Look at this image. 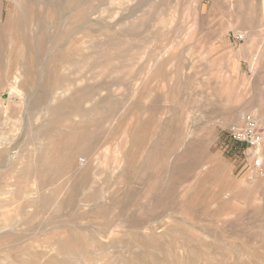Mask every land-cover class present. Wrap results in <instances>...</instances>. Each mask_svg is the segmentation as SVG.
I'll list each match as a JSON object with an SVG mask.
<instances>
[{
    "label": "rangeland",
    "instance_id": "rangeland-1",
    "mask_svg": "<svg viewBox=\"0 0 264 264\" xmlns=\"http://www.w3.org/2000/svg\"><path fill=\"white\" fill-rule=\"evenodd\" d=\"M66 7L0 0V264L74 237L75 264H264V175L229 137L245 114L264 128V0ZM52 140L64 174H27ZM258 154L264 170V138Z\"/></svg>",
    "mask_w": 264,
    "mask_h": 264
},
{
    "label": "bare ground",
    "instance_id": "bare-ground-1",
    "mask_svg": "<svg viewBox=\"0 0 264 264\" xmlns=\"http://www.w3.org/2000/svg\"><path fill=\"white\" fill-rule=\"evenodd\" d=\"M28 3H31L32 0H26ZM43 3H45L48 7H51V6H59V3H60V6L61 8L64 7V5H68L70 8L66 11H69V13L78 18L79 19V0H66V2H59L58 4H56V2H54V0H43ZM59 8V7H58ZM60 8V9H61ZM92 14V13H91ZM87 20H90V14L87 16L86 18ZM43 43V42H41ZM20 81V74L19 73H15L11 76L10 78V89H12L13 91H16L17 89V86L16 84ZM17 92V91H16ZM55 92V91H54ZM21 94H23V92H21ZM55 94V93H54ZM64 106V105H63ZM62 103H58V104H55V105H52V104H48L47 107H46V113H49V115L54 119L57 117L58 114H60V112L62 111ZM45 115V114H44ZM44 122V121H43ZM51 122V121H50ZM40 125V124H39ZM41 127L45 128L46 125L44 126L43 124L41 125ZM38 128V127H37ZM48 129V128H47ZM46 129V131H48ZM52 129V128H51ZM50 129V130H51ZM68 137H73L76 141L77 139V136L75 135V133H69V135L67 136ZM42 138V137H41ZM57 140V139H56ZM47 141V140H46ZM46 143V142H45ZM39 145V144H38ZM58 142L52 140L50 141V144H49V151L47 153H43L41 156L38 155V156H30L28 158V162L27 164H25L26 166L24 167L25 171L27 174H29L30 172L38 175V176H42V178L48 180L49 182H52V179L56 178V177H59L60 174H62L63 170L65 171V169L62 167V165H59L57 166V161H58V157L56 156V152H57V147H58ZM89 145V144H88ZM91 145V143H90ZM94 145V143H93ZM92 146V145H91ZM36 150V149H35ZM36 152V151H34ZM44 152V151H43ZM75 155V154H74ZM74 155H73V158H74ZM1 156V155H0ZM59 156V155H58ZM68 157V156H67ZM72 161V160H71ZM118 161H120L118 159ZM117 162V161H115ZM88 163H89V160H88ZM87 163V164H88ZM121 163V162H119ZM117 164V163H116ZM118 165V164H117ZM12 166V165H11ZM118 167V166H117ZM13 168V167H12ZM68 168V167H67ZM83 171V170H82ZM90 172H92L90 170ZM74 173V172H73ZM79 173V172H78ZM81 173V171H80ZM64 174V172H63ZM82 174V173H81ZM91 174V173H90ZM80 175V174H79ZM83 176L81 177L82 178V184H85L88 180V174L85 173V174H82ZM93 175V173H92ZM37 176V177H38ZM78 176V175H77ZM97 176V175H96ZM92 177V176H91ZM95 177V176H93ZM98 177V176H97ZM97 180V178H95ZM36 182V181H35ZM34 182V183H35ZM42 182V181H41ZM76 182V181H75ZM33 183V182H32ZM36 185V184H35ZM41 186V185H40ZM47 188V187H46ZM45 189V188H44ZM47 190V189H46ZM76 190L75 187H73V189H69V191L67 192V196H66V200L63 201V205H65L66 207H69V208H74L76 206V202H75V193H76ZM44 192H46L44 190ZM28 194L29 197H25L24 200L25 202H29L30 199H37L39 198V194H40V189H38L37 187L35 188H30V189H27L25 190V194ZM47 193V192H46ZM101 193V191H100ZM99 193V194H100ZM48 194V193H47ZM44 195L43 198L40 200V207H47V206H52L53 207V204H55L54 202L56 201L55 199L52 200V196L55 195V192L54 191H51V193L49 195ZM97 195V193H95L94 191L91 192V194H89V197H92L94 198L95 196ZM57 196V195H55ZM102 196V195H101ZM52 197V198H51ZM100 197V196H99ZM101 198V197H100ZM98 199V198H97ZM96 199V201H97ZM77 200V199H76ZM35 201V200H34ZM60 202V201H59ZM79 203V202H78ZM92 204V203H91ZM31 205V204H30ZM56 205V204H55ZM61 205V204H60ZM96 205V203H95ZM100 205V204H99ZM39 206V204H38ZM57 206V205H56ZM97 206V205H96ZM55 207V206H54ZM58 207V206H57ZM95 207V206H94ZM104 207V206H103ZM155 207V205H154ZM62 208V207H61ZM79 208V207H78ZM55 209V208H54ZM94 209V208H93ZM97 211H100V209H102L101 207L97 206ZM95 209V210H96ZM104 209V208H103ZM58 210V209H57ZM78 210V209H77ZM51 211V210H50ZM55 211V210H53ZM102 212V211H100ZM97 213V212H96ZM38 214V213H37ZM26 217V216H25ZM64 224V223H63ZM66 224V223H65ZM66 226V225H65ZM76 235V234H75ZM6 236H12L10 235V232H7V233H0V240L3 239L4 237ZM143 238V237H141ZM5 239V238H4ZM13 239V238H12ZM15 239V238H14ZM80 239V238H79ZM78 240V237H74V238H69V239H64L62 240L61 242H59V245L58 246V253L61 255V257L59 259H55V258H51L50 260L48 259L47 262H45L44 264H75L77 262V260L79 259V254H77L75 252L76 248L79 247V246H76V243ZM2 241V240H1ZM13 243L12 245L16 242L15 240H12ZM16 244V243H15ZM21 247V244L19 245ZM28 246V245H27ZM30 246V245H29ZM28 246V247H29ZM14 247V246H13ZM17 247V248H16ZM19 247V248H20ZM9 249H13L14 251H16V249H18V245H16L14 248H12L11 246L8 247ZM24 248V247H23ZM31 248V247H30ZM29 248V249H30ZM28 249V250H29ZM26 250L25 249H22V251ZM35 250V249H34ZM18 251V250H17ZM21 252V250H20ZM17 253V252H16ZM22 253V252H21ZM33 253V252H32ZM37 253V252H36ZM36 253L31 254L29 256H25L26 258V261L29 263V264H36L37 263V258H36ZM36 254V255H35ZM19 255V254H18ZM23 255V254H22ZM41 255V254H40ZM59 256V255H58ZM24 257V256H23ZM85 257V256H84ZM39 264V262H38Z\"/></svg>",
    "mask_w": 264,
    "mask_h": 264
},
{
    "label": "built area",
    "instance_id": "built-area-1",
    "mask_svg": "<svg viewBox=\"0 0 264 264\" xmlns=\"http://www.w3.org/2000/svg\"><path fill=\"white\" fill-rule=\"evenodd\" d=\"M233 39L240 41L243 39V34H236L233 36ZM263 133V126L251 114L243 115L239 123L233 124L229 128V137L234 142L245 144L247 148L254 152L256 151L252 156L253 165L261 176L264 175V170L258 151L263 143Z\"/></svg>",
    "mask_w": 264,
    "mask_h": 264
},
{
    "label": "water",
    "instance_id": "water-1",
    "mask_svg": "<svg viewBox=\"0 0 264 264\" xmlns=\"http://www.w3.org/2000/svg\"><path fill=\"white\" fill-rule=\"evenodd\" d=\"M2 98H5V95H3Z\"/></svg>",
    "mask_w": 264,
    "mask_h": 264
}]
</instances>
